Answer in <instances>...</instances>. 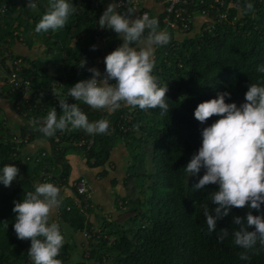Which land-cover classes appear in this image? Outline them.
<instances>
[{
    "label": "trees",
    "instance_id": "obj_1",
    "mask_svg": "<svg viewBox=\"0 0 264 264\" xmlns=\"http://www.w3.org/2000/svg\"><path fill=\"white\" fill-rule=\"evenodd\" d=\"M93 1L70 0L76 11L63 29L36 33L35 25L47 11L48 0H36L35 9L27 7L28 0H0V100L7 101L21 120L18 127H10L0 108V167L12 163L19 169V177L10 187L0 184V264L32 263L27 254L30 241L18 239L14 231L16 214L12 209L14 201L33 191L47 175L58 182L62 199L56 221L65 243L57 258L62 264H81L82 254L79 261L71 263L77 249L69 238L84 232L91 235L95 226L88 219L92 210L87 215L80 211L85 202L70 182L68 151H79L90 168L105 169L119 145L128 156L124 179L127 194L120 199L124 212L116 221L100 222L101 234L92 236L90 264H246L239 256L244 250L232 243L231 233L237 229L233 216H244L247 207H233L228 216L217 221V229L208 233L203 210L207 207L211 212L216 206L211 203V192L218 190V185L194 191L197 178H187L183 167L200 147L202 128L219 119L213 116L201 124L194 118L197 105L214 98L218 91H229L231 98L226 102L239 106L245 102L248 85L264 80L256 71L257 65L264 64V7L250 0L255 11L246 12L245 1H235V7L221 10L227 13L223 21L207 22L195 37L157 48L153 75L158 86L167 85L169 113L162 116L158 108L130 106L109 113L75 101L90 121L107 119L110 131L102 135L79 129L57 131L54 136L61 134L63 138L55 146L54 136L45 137L38 128L52 107L60 111L58 99L68 102L70 86L90 78L87 69L100 57L98 40L108 34L97 25L101 8H94ZM196 9H209L210 17L220 13L210 8L208 0ZM164 19L165 14L160 20ZM208 24L212 28L205 30ZM20 42L29 49L34 44L44 45V55L31 58L14 54L12 48ZM93 45L96 50H92ZM83 58L86 64L80 68L77 65ZM18 60L25 65L20 78L33 85L28 103L22 100L23 93L9 84L12 65ZM53 83L61 84L62 94L42 96L41 89H51ZM124 116L130 118V124H125L130 131L119 130ZM17 136H29V145L43 138L51 151L45 156L44 150L28 153L27 145L14 143ZM82 139H93V147L86 151L68 145L70 140ZM66 189L71 190V197L64 195ZM252 213L259 214L256 210ZM220 229L229 231L223 241L218 239ZM248 255L247 264H264V248L259 245Z\"/></svg>",
    "mask_w": 264,
    "mask_h": 264
},
{
    "label": "clouds",
    "instance_id": "obj_2",
    "mask_svg": "<svg viewBox=\"0 0 264 264\" xmlns=\"http://www.w3.org/2000/svg\"><path fill=\"white\" fill-rule=\"evenodd\" d=\"M27 7L35 9L36 0H28ZM75 11L70 0H48V9L34 31L48 33L63 29ZM245 11H255L250 0H245ZM133 12L131 8L119 12L115 2L108 4L97 25L117 33L123 43L104 57L103 72L94 66L88 68L90 78L70 86L67 95L91 109L109 113L125 105L141 110L158 108L163 116L170 110L168 88L158 86L153 75L154 55L157 48L169 44L170 35L160 29L158 18L145 13L133 19ZM96 47L93 45L92 50ZM85 64L83 58L77 66L84 68ZM256 71L264 75V64L257 65ZM230 98L231 92L218 91L214 98L195 108L194 118L201 124L213 116L219 119L202 128L200 147L183 169L187 178H197L194 191L209 184L218 185V190L211 192V203L216 206L211 212L207 207L203 210L208 233L217 229V221L228 216L233 207H247L244 216H233L237 229L231 233L232 243L244 250L239 254L240 259L247 264L249 251H254L257 245L264 248V80L248 85L245 102L239 106L226 102ZM58 104L60 111L52 107L38 128L43 136L53 137L57 131L77 129L90 135L110 131L107 119L90 121L77 103L58 99ZM18 174L17 166L5 164L0 167V184L10 187ZM33 187L21 200L14 201V231L18 239L30 241L27 254L32 264H62L57 257L65 243L64 234L56 222H50V213L61 203L60 189L51 182ZM252 210L259 214L253 215ZM252 226L254 230L250 231ZM228 236V229H220V241Z\"/></svg>",
    "mask_w": 264,
    "mask_h": 264
},
{
    "label": "crops",
    "instance_id": "obj_3",
    "mask_svg": "<svg viewBox=\"0 0 264 264\" xmlns=\"http://www.w3.org/2000/svg\"><path fill=\"white\" fill-rule=\"evenodd\" d=\"M139 1V10L131 13V18L135 19L139 15H141L142 11H145L151 17L158 18L160 29L167 30L170 35V41L172 42H181L185 38L195 37L196 35L202 32L204 25L210 21V18L203 15L199 10H194V22L192 26V31L189 34H183L177 31H170L166 28L164 23L160 20L161 16L164 14V6L161 2L157 0H138ZM113 3V2H112ZM110 3H105L102 8L100 15L106 9ZM117 11H119L116 8ZM120 12V11H119ZM101 31H108V34H105L104 37L98 40V47L100 49V57L95 61L94 67L98 68L101 72L104 71V57L115 50V44L119 43L120 45L123 43V40L118 37V34L113 32L112 30L103 29L99 27ZM36 45V44H35ZM35 45L32 48H28L25 44L16 43L12 52L14 54L25 56V57H41L42 55L35 54ZM156 53V52H155ZM155 56V55H154ZM102 78V77H101ZM99 79V78H98ZM110 83H114V81H110ZM5 101V100H4ZM0 108L4 111V115L9 118L11 122V127H18L21 124V120L17 116L15 112H13L8 104L5 101L4 104L0 106ZM10 125V124H9ZM123 145H119L113 151L111 162L107 164L105 169L102 168H90L87 165L85 158L80 154H72L67 155V160L69 161L71 167V175L70 182L75 183L80 178H86L89 183L93 187L94 198L93 205L94 209L91 213L88 214V219L95 227H99V224L102 220H111L116 221L123 209L122 203L120 201L121 198L126 196V190L124 188V174L122 173L125 169H123V163L121 158L118 156L119 150H122ZM38 150H44L45 152H50L51 145L50 143L43 139L39 138L32 142L27 149L28 153H35ZM118 153V154H117ZM106 172V174H105ZM107 181V182H105ZM102 188V190L100 189ZM116 190L115 195L112 190ZM65 196L71 197V190L66 189ZM57 220V210L54 208L50 213V222H55ZM70 243H74L76 246V252L82 254V246L85 244V238L83 234H74L69 238ZM74 253V255H75Z\"/></svg>",
    "mask_w": 264,
    "mask_h": 264
},
{
    "label": "built area",
    "instance_id": "obj_4",
    "mask_svg": "<svg viewBox=\"0 0 264 264\" xmlns=\"http://www.w3.org/2000/svg\"><path fill=\"white\" fill-rule=\"evenodd\" d=\"M159 2H161V4H163L164 6V14H165V19L163 21L164 25L166 26L167 29H169L170 31H177V32H181L183 34H188L193 26V22H194V7H197L199 4L205 6V0H157ZM209 4H210V8L212 9H218L220 10V13L218 15H216L215 17H210V10L209 9H205L202 10L201 13L205 16H207L208 18H210L209 22H221L224 19L227 18V13L223 12L221 10L223 9H228V8H232L235 7V1H245V0H208ZM257 1L259 4H261L264 7V0H255ZM114 3V1L112 0H103V3L100 2V0H94L93 1V7L94 8H102V6L105 3ZM199 2V3H198ZM115 6L116 8L121 11V10H128L129 8L133 9L134 11L139 10V1L138 0H130V1H124V0H118L115 2ZM148 14L147 12H143V14ZM149 15V14H148ZM212 28V24H208L207 27L205 28V30H210ZM120 44L117 43L115 44V48L119 47ZM155 59V56H154ZM62 65V64H61ZM24 63L22 62V60H18L15 61L12 65V71L9 77V84L11 85V87L13 89H17L20 90L23 93V99L22 100H26V102L28 103L29 99V95H33V85L31 82L29 81H23L20 76L19 73L20 71L23 69ZM51 92V93H50ZM56 92L58 95L62 94L63 92V88L61 87L60 83H53L51 85V89L43 87L41 89V94L42 96H50V94H52L53 96H55ZM57 95V96H58ZM56 99V98H55ZM20 102L17 103V109L19 110L20 108ZM68 103L72 104L75 103V99L68 97ZM30 104V103H29ZM31 106V105H30ZM125 107V105H122L120 109H123ZM122 121L124 122V125H119V130L124 132V131H130L131 127L130 126H126L125 124H130V118L128 116H124L121 118ZM63 136L60 135H56L53 137V142L55 144V146H57V144H60L61 140H62ZM14 143H16L17 145L20 144H25L27 146H29V136L25 137L24 139H21L19 136H17L16 138H14ZM68 145L71 147H76L79 149H83V150H90L93 145H94V140L93 139H89V140H70L68 142ZM51 151V150H50ZM47 154V152L43 153V156H45ZM28 156V155H27ZM30 158L27 157V160H29ZM43 182H51L55 185H58V182L53 181L51 176H46L45 179L43 180ZM74 186L77 189V193L79 196H81L84 199L85 204L82 206H80V211L87 215L89 210H93L94 209V205H93V198H94V192H93V187L92 185L89 183V181L86 178H80L78 179L75 183ZM61 199V198H60ZM62 202V199H61ZM60 206L61 203L58 207H56L57 210V215L60 214ZM58 221V220H57ZM55 221L57 224L58 222ZM101 234V231L99 229V227H94L92 228V234L90 235L87 232H84V238H85V244L82 246V259H81V264H90L89 260H90V256H91V252H90V246H91V242H92V236L97 235L99 236ZM113 240H111L110 242H112ZM32 264V263H30ZM94 264V263H91Z\"/></svg>",
    "mask_w": 264,
    "mask_h": 264
},
{
    "label": "rangeland",
    "instance_id": "obj_5",
    "mask_svg": "<svg viewBox=\"0 0 264 264\" xmlns=\"http://www.w3.org/2000/svg\"><path fill=\"white\" fill-rule=\"evenodd\" d=\"M21 43V42H20ZM23 44V43H22ZM35 45V44H34ZM35 54H37V55H44V45H39V44H36L35 46ZM5 103V101H1L0 100V106L2 105V104H4ZM3 113H4V111H3ZM3 116H4V114H3ZM8 119V122H9V126L11 127V122H10V120H9V118H7ZM74 152H75V154L77 153V154H81L79 151H74V150H69L68 151V154L69 155H72V154H74ZM119 152V154H118V156L121 158V161H122V163H123V169H125L126 168V166H127V159H128V156H127V153H126V151H125V148L122 146V150L120 151H118ZM123 174H124V177L126 178V173H125V170L122 172ZM105 182H107V181H105ZM101 190H102V188H100ZM112 192H113V194L115 195V193H116V190L114 189V190H112ZM122 212H124L123 210H122ZM80 258V256H79V253H75V255H73V259H72V262L71 263H75L76 261H79L78 259Z\"/></svg>",
    "mask_w": 264,
    "mask_h": 264
}]
</instances>
